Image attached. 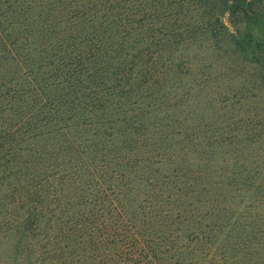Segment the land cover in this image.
<instances>
[{
  "label": "trees",
  "instance_id": "trees-1",
  "mask_svg": "<svg viewBox=\"0 0 264 264\" xmlns=\"http://www.w3.org/2000/svg\"><path fill=\"white\" fill-rule=\"evenodd\" d=\"M0 264H264V0H0Z\"/></svg>",
  "mask_w": 264,
  "mask_h": 264
}]
</instances>
